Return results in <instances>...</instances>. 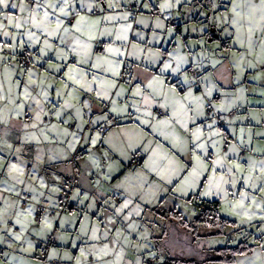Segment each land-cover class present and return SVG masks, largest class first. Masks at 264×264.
Here are the masks:
<instances>
[{
    "label": "crops",
    "instance_id": "1",
    "mask_svg": "<svg viewBox=\"0 0 264 264\" xmlns=\"http://www.w3.org/2000/svg\"><path fill=\"white\" fill-rule=\"evenodd\" d=\"M132 1L119 0L120 6H124V12L122 13L129 19L131 15L125 5L131 4ZM147 1L149 3L145 0H134V4L139 6L140 13L137 16L136 25L132 29L128 27L131 24L127 22V19L123 22L121 20L117 22L116 18L111 21L103 19L109 15L116 17L118 14L116 12L118 7L116 0H107V4L100 3L99 5L94 0H85V4L92 7L93 12H85L79 4H76V10L80 11L82 15H87L92 21H102L99 30L95 33L96 39L92 41L90 52L94 58L106 56L108 60L112 61V66L118 75L92 68L91 65L94 60H89L86 64H78L77 62L83 57L75 55L69 48L60 43L59 36L49 37L46 34H41L38 29H33L32 31L36 32L41 43H36L35 38L31 42L26 39L25 51L22 49L20 51V48H22L21 40L18 39L21 34L17 35L16 40L0 35V43L8 42V44L17 45L14 55L20 65H22V55L27 54L30 57L31 53L35 54L34 57L30 58L31 65L28 68L36 71L35 73L39 77L38 85H41V80H45L44 88L47 85L52 86L47 88V91L50 90L49 94H51L52 99H47L45 105H50L52 102L55 105L33 106L31 110L27 106L24 112L17 110L20 112L19 116L10 112L11 118L8 117L5 125L16 144V149L12 154L15 164L19 166L22 163L20 161L21 150H18L19 147L17 148V145L21 143L25 144L23 148L25 151L22 152V155L28 159L34 158L38 144L37 139H35L37 127H32L34 123L41 128V130H38L39 132L46 129L49 136L54 137L57 143H62L65 146V150L59 155L62 157L61 161L58 160V155H54L57 159H50L49 162L51 164L67 162L61 169V173L63 172L65 176H68L67 179L71 178L72 174V167L69 163L72 155L79 148L89 146L97 148L95 151L78 158L81 176L77 188L71 191L69 197L74 205V210L58 214L56 218L44 216L45 219L35 224L34 214L20 216L21 212L19 210L11 212L10 207L17 203L18 208L22 212L25 211L24 213H27L29 206L33 209L32 212L35 213V205L38 203L51 208L56 207L59 199L63 196L62 190L57 191V188H51L53 186L48 188L49 185H47L48 190H51V193L47 195L48 197L44 195L42 201V199H39L41 198L40 195H38L39 198L32 195L29 206L22 209L18 196L19 191L16 192L18 189L15 188L14 191L13 185H6V189L12 193L0 189V213L3 212L4 222L2 225L0 224V239L4 241L0 243V264H49L41 261L39 250L43 241L50 235H53L59 242L57 247L51 250L50 258L59 259L60 264H148L149 259L154 257L148 255L150 248V251L161 253L162 248L157 244L156 239L162 237L166 222L152 212L149 207L161 205L167 208L175 206L177 204L175 197L186 198L189 196L187 197L189 199L191 196L199 195L204 200L218 201L219 210L223 216L235 220L237 226L247 228L244 222L239 223L237 220L241 217L233 218L227 213L226 215L222 210L224 199L235 202L239 198V191L241 190L239 184L236 188L224 184L223 188L226 195H223V192H214L215 189L210 195H204L201 192L195 193L194 187L189 186V183L196 182V179L188 178V182H185L188 187L180 186V190H177V188V193L172 196H175L173 199L172 197H166L162 198L161 201L146 204L140 201H132L130 198L131 190H136L137 187H142V185L139 184L140 181L134 183L137 182L136 180L133 181V184L126 182L123 177L131 171L137 174L139 171L147 173L149 171L154 175L155 172L144 167L145 164L150 163L148 158L153 151L158 153L155 157L158 168L165 163L161 160V157L164 156L174 158L178 162V166L182 171L178 175L169 173L171 180L179 182L178 184L186 181L185 179L189 176L191 169L185 168L184 165L194 164V161L189 159L193 139L190 132L195 131L197 125L202 128L203 138L208 144L213 141L220 144V146L224 144L222 150L218 146L221 155L227 151L231 144L239 150L240 157H250L256 161L264 159V137L258 135L264 133V94L257 91L251 94L248 90L249 84L263 83V81L257 82L255 79L252 83L249 80L252 78V73L261 72L264 69L237 66L239 54L233 51V46L237 48L232 43L233 37H229L220 26L218 19L213 18V14H219L218 10L222 13L224 8L215 9L216 7L211 6V4L208 7L202 6L208 20L205 26H200L202 23L199 20L203 13L201 10L196 11L195 8H191L188 3L189 0H180V3H176V0H171V2L170 0H156V3L150 2V0ZM10 2H15L17 8L3 9V13L17 15L20 14L22 8L28 10V0H18V2L10 0ZM225 2L226 0H219L218 5L221 6ZM108 5L112 6L109 7ZM170 18H175L182 24V35L187 36L186 40H183L182 35L177 34L168 25L167 21ZM1 20L2 16H0ZM66 26H71V18L66 20ZM24 28L27 31L26 27ZM8 30L12 31L15 36V29L9 28ZM124 35L127 36L126 40L118 38ZM228 38L230 40L224 44L223 42ZM45 39L54 45L51 51L45 49L43 44ZM98 47L100 49H97ZM108 48L118 49L119 52L109 53ZM44 51H48L47 56L43 54ZM60 52L67 53L66 63L62 59H57V54ZM7 60L8 62H0V84L3 85L2 94L6 96L9 95L6 85L10 84L9 86L16 87L17 81L24 78L23 84H25L26 79H28V72L23 74L24 69H20L14 63L15 60L12 58ZM32 63H35L33 68ZM49 64L60 66V70L55 71L48 66ZM165 64H171L172 67L162 71ZM68 66L79 67L87 71V81H91L92 75L96 74L98 78L107 81L108 84L115 82L116 87L106 86L102 89L99 84L93 83V91L91 92L79 88V86H74L76 91L69 94L64 89L65 73ZM177 66H179V70L174 71ZM190 69H194L196 75L191 74ZM42 75H45L46 79H42ZM152 77L163 81V85L154 83L153 88H147L146 84L150 82ZM5 79H9L11 82L7 84ZM174 85L177 91L169 92V89ZM246 88L248 91L245 93ZM138 89L141 91L137 95ZM12 91L17 94L16 88ZM189 91L192 94L190 99L193 100L191 107L195 111L188 113V116L195 118V124L183 117L178 108L161 107V104L177 105L178 101L187 96ZM37 92L40 93L39 87ZM57 92H62L63 95L56 98ZM98 92H107V97L98 96ZM161 92L164 94L163 96ZM35 93L33 91L32 95L36 96ZM196 97L203 98L202 104L195 101ZM250 98L254 100L251 101ZM67 105H71V107ZM1 107L3 108H0V111L3 113L4 106ZM209 107L215 111H220L223 115L233 111L235 113L232 117L227 118V124L222 128L217 118L209 119L207 115ZM41 108H43V112L40 111ZM113 108L116 111H113ZM174 110L177 112V118L172 117ZM159 111H162L163 114L160 115ZM53 112H61L62 116L58 119L52 114ZM37 113H40L43 123L35 120ZM198 113H202V115ZM111 117L122 121L121 126L118 125L103 136L99 135L100 142L97 144L91 145L88 143L95 139L96 134L99 133L97 127ZM169 119L172 120L171 124L159 123L161 120ZM178 119L187 121L189 132H185ZM144 121H147V123H144ZM142 125L147 126L149 129L142 132V130H139ZM209 125L212 127H208ZM53 126L57 131H49ZM153 127L157 131H153ZM65 131L75 133V138L72 135H63ZM213 131L219 132L220 135L211 136ZM23 132L26 133L25 139L21 137ZM160 133H163V135ZM48 134H45L44 137ZM241 136L244 137L243 143L239 142ZM209 137L211 139H208ZM129 144L132 146L129 147ZM145 148L148 150L145 151ZM246 148H252V151H246ZM215 151L216 149L209 147L208 156L204 158L211 157L215 159L216 157L212 155ZM0 156L5 158L2 152ZM54 156L51 158H54ZM93 160H97L100 166L97 167ZM232 160L233 153L229 152L227 161L231 162ZM22 165L31 168L32 163L27 161ZM6 173L4 171L3 175ZM209 174H211V171H208ZM215 174L223 175L224 169L218 168ZM105 176L110 178L106 179ZM225 177L229 179L228 176L225 175ZM61 178L63 181L64 176L61 175ZM59 180H55L57 184L60 183ZM250 191L253 190L250 189ZM234 192H237V194L233 195ZM116 195L121 199L120 205L113 202V197ZM253 195H257V193L253 191ZM257 198L259 199V196ZM99 200L103 201L101 207L98 205ZM131 202L139 203L141 205L140 210L143 206L145 208L144 213L140 215L141 211H135V214H131L130 209L133 206L130 205ZM125 204H127V207H124ZM254 211L256 214L253 217V222L264 223V220L260 218L261 211L258 209H254ZM17 217L21 219L22 224L26 227L15 223ZM151 218L153 219L151 220ZM45 220L50 223L51 227L45 224ZM114 221L123 226L121 228L124 229L125 234L120 236L116 234L119 228ZM135 222H145L144 226L141 224L140 232H137L136 227L132 228V224ZM8 229L20 234L23 240H15L9 234ZM26 230L27 232H25ZM93 234L97 239H93ZM128 234H132V237L137 240L141 238L142 244L138 243L140 246L134 248L133 242L126 239L125 235ZM237 235L242 237L240 233ZM256 239L258 241H251L255 245L253 252L238 257L235 264H264V236L262 235ZM101 248H107L109 253L104 255L99 251ZM81 249L84 252L83 256L80 254ZM137 251H139L140 256ZM98 257H102V259Z\"/></svg>",
    "mask_w": 264,
    "mask_h": 264
},
{
    "label": "snow or ice",
    "instance_id": "2",
    "mask_svg": "<svg viewBox=\"0 0 264 264\" xmlns=\"http://www.w3.org/2000/svg\"><path fill=\"white\" fill-rule=\"evenodd\" d=\"M94 2L99 5L100 3L107 4V0H94ZM171 2V0H170ZM176 3H180V0H176ZM76 4L80 5V8L85 12H93L92 7H89L85 4V0H28V11L30 15L23 22H13V16L8 15L4 16L3 9H16L17 4L15 2H10V0H0V16L4 17V21H7L5 24L3 21H0V35L4 37L15 38L14 33L9 31L8 29H23L25 25H31L27 30L28 40L31 42L35 38L36 43H41L39 38L36 35L35 31L32 29H38L41 34H46L49 37H60V43L64 44L69 50L75 55L82 56L83 58L78 61V64H86L89 60H94L91 67L96 68L98 70H104L108 72H112L113 75H118L115 72L112 61L108 60L105 57H93L90 52L92 47V41L96 39L95 33L99 30V26L102 23L101 20L92 21L90 17L87 15H82L80 11L76 10ZM109 7L112 5H108ZM170 6V5H166ZM221 7L224 8L225 15L223 16V22L231 29V31H227L224 29L226 34L229 37H233L232 43L236 45L241 51L240 56L237 58V66L242 68H251V69H264V0H226L225 3L221 4ZM25 9H20V11H24ZM103 11V9H101ZM95 14V13H93ZM71 18V26H66V20ZM127 16L122 17V19H127ZM104 20L111 21L115 19L113 16H105ZM131 27L130 25L128 26ZM127 31V29H125ZM21 35L25 33L21 32ZM79 34V35H76ZM67 37V38H66ZM122 39H127V36L118 37ZM71 41V42H70ZM45 49L51 51L54 48L52 43H49L47 39L43 41ZM23 45V41H21V46ZM11 47L12 52L15 53V49L17 45L15 44H7L0 43V52L4 50V48ZM48 51H44V55H48ZM107 51L109 53L119 52L118 49L108 48ZM252 57L253 59H249ZM4 57L0 56V61H3ZM57 59H62L67 62V53L60 52L57 54ZM254 60L256 62H254ZM50 68H53L55 71L60 70V66L55 64H49ZM172 67L171 64H165L164 69L162 71H166ZM179 66H177L174 71H178ZM47 71V70H46ZM35 73L29 69L28 71V80L25 84L21 85L19 81L16 82V87L20 90V95L16 100H11L10 102L15 104L16 108L20 109L21 112L25 108V102L28 100H32L36 105H39L40 101L36 96L32 95V92L35 91V87H41V93L45 100L48 99V91L43 87V85H37V81L33 78ZM66 81L64 83V89L68 91L69 94L76 91L74 86H79V88L85 89L88 92L93 91L92 84H99L103 89L107 87H116L115 82L108 84L107 81L101 80L97 77L96 74L92 75V80L87 81L86 78L88 76V72L84 71V69L79 67L68 66L67 71L65 73ZM71 83H68V82ZM154 83H159L163 85V81L158 80V78H150V82L146 84V87L151 89L153 88ZM30 86H35L31 87ZM51 85H47V88H51ZM11 91V89L9 90ZM141 90H137V95ZM176 86L174 85L169 89V92H176ZM58 95H63L62 92H58ZM98 96L107 97V92H98ZM161 95L164 94L161 92ZM192 96L191 92H188V95L183 97L182 100L178 101L177 105H168L161 104V107H174V109L179 110L183 117H186L187 120H191L193 124H195V118L188 116V113L195 111L191 104L193 100L190 99ZM7 99L2 94V85H0V101ZM202 97H196L195 101L202 104ZM19 101V102H18ZM71 107V105H67ZM211 107V105H209ZM32 105H29V110H31ZM116 111L115 108L112 109ZM43 112V108L40 110ZM54 116L58 119L62 116L61 112H53ZM202 115V113H198ZM17 116L20 115V112L16 113ZM47 115V113H45ZM173 118H177L176 110L172 113ZM107 119V117H105ZM35 120L41 121L43 123L40 113H37L35 116ZM2 122V120H0ZM178 122L181 124V127L185 130V132H189L188 123L185 119H178ZM118 123V121H117ZM147 123V121H144ZM161 124H171L172 120H161L159 121ZM32 127H38L37 124H33ZM208 127H212L209 125ZM153 131H157L155 127L152 129ZM49 131H57L55 126L49 129ZM243 131V130H242ZM163 135V133H160ZM192 139V147H191V155L189 157L190 161H194V164H185V168H190L191 171L189 175L195 180L198 178L203 171H211L213 174L216 173L217 168L224 169V174L219 176L218 181L213 185L210 182V188L215 187L219 192H223V184H229L233 188H236L237 184L240 186L239 198L235 202H230L231 208L233 210L232 214L240 216L241 218H247L251 220L253 216L256 214L254 209H258L261 211L260 218L264 220V159L259 161L253 160L250 157H240L239 150L235 145H229L227 151L221 155L219 152L218 145L215 141L211 144H208L207 141L203 138V130L197 125L195 131L190 132ZM63 135H72L75 138V133H69L65 131ZM220 133L217 131H213L211 136H219ZM258 135L264 137V133H259ZM167 139V137H165ZM208 139H211L209 137ZM100 142L99 133L96 134V138L89 141L91 145H95ZM239 142H244V137L241 136L239 138ZM132 145L129 144V147ZM175 147V145H173ZM211 147L216 149V151L212 154L216 158L212 159L209 157L207 160L204 157L208 156V148ZM148 149L145 148V151ZM246 151H252V148H246ZM233 153V160L231 162L227 161L228 153ZM107 155V154H105ZM158 155L156 151L152 152V155L149 156L150 163L144 165L146 169H149L152 172H155L160 176L162 180H166L169 184L172 183L171 178L169 177V173L172 175H178L182 169L178 166V162L174 158H169L167 156L161 157V160L165 161V163L161 167H157V160L155 157ZM3 157L0 156V172L6 171L9 175L13 172L17 174V176L23 174V168L18 166L15 163H9L7 168H3L2 166ZM93 163L99 167V162L97 160H93ZM211 164V167H209ZM225 175L229 177V179L225 180ZM105 178H110L105 176ZM215 178V177H214ZM253 190L257 193V195H253ZM180 190V189H177ZM211 192H205L204 195H210ZM233 195H236L234 192ZM259 196V199L257 198ZM87 198V197H85ZM14 207V206H13ZM127 207V204L124 205ZM33 209L29 207L27 209V213L21 212L19 215H30ZM16 224H21L22 227H26L22 224V221L19 217L15 220ZM0 224H3V214L0 213ZM45 224L48 227H51L50 223L45 220ZM8 232L15 240H23V237L20 234H16L12 231V229H8ZM93 239H97L95 234H93ZM3 239H0V243H3ZM104 255L109 253L107 248H101L99 250ZM80 254L83 256L84 252L81 249ZM6 255V253H4ZM102 259V257H98Z\"/></svg>",
    "mask_w": 264,
    "mask_h": 264
},
{
    "label": "rangeland",
    "instance_id": "3",
    "mask_svg": "<svg viewBox=\"0 0 264 264\" xmlns=\"http://www.w3.org/2000/svg\"><path fill=\"white\" fill-rule=\"evenodd\" d=\"M13 1L18 2V0H13ZM25 1H27V0H25ZM151 1L154 2V3L157 2L156 0H150V2ZM145 2L149 3V1H147V0H145ZM218 2H219V0H189L188 1V3L190 4L191 8H195L196 11L201 10V12L203 13L202 16H201V19L199 20V22L202 23L200 26H202V25L205 26L207 24L206 21L208 20L207 16H205L206 15L205 11L202 9V6L208 7V5L211 4V6H213V7L215 6L216 7L215 9H219L221 6L218 5ZM116 3L118 5L117 10H116V12H118V14L115 17L116 21L118 22V21L121 20V22H123L125 20V19H122V17H124V14L122 13V12H124V6L123 7L120 6L119 0H116ZM131 4H134V0L132 1ZM126 5H125V8L127 9L128 5L127 6ZM136 10H140L139 6H137ZM217 12L219 14H217V13L213 14V18H217L218 19V21L220 23V26L223 29H227V31H231V29L228 28V26L223 22L222 18L225 15L224 11L222 13H220V11L218 10ZM129 13H130L131 16H130V19L127 18V20H128L127 22L129 24H131L130 26H131V29H132V28L135 27L136 23L131 18L132 17V13L131 12H129ZM29 15H30V13H29V11L26 8L24 11H20V14H17V15L13 14L12 15L13 16V22H23L24 20L27 19V17ZM216 15H217V17H216ZM4 16H8V14L4 13ZM1 21H3L5 24L7 22V21H4V17L3 16H2V20ZM211 21H212V19H211ZM25 27L28 30V28H30L31 25H25ZM24 29L25 28L20 29V30L19 29H15L16 33H15L14 40L17 39V35L20 34L21 32L25 33L24 35H21L20 38L18 39V40L23 41V45L21 46L22 48H20V51H21V49L23 51H25V47H26L25 41H26V39L28 40L27 31H25ZM7 44H8V42H7ZM9 45H11V44H9ZM233 49H234L233 51L237 52V54H239V56H240L242 50H239L238 47L235 48L234 46H233ZM5 51L8 52V53L5 54ZM12 53L13 52H12L11 47H7V48H4V50L2 52H0V56H3L4 57L3 61H7V62H8L7 59H11L12 58L13 60H15L14 63L16 65H18L20 67V69H24L23 70V74L25 72L27 73L28 70H29L28 66L20 65L19 62H17L14 53H13V55H12ZM34 56H35V54L31 53L30 58L34 57ZM249 59H253V58L249 57ZM3 61H0V62H3ZM254 62H256V61H254ZM34 65H35V63H32V68L34 67ZM31 70L34 73L36 72L34 69H31ZM261 72H263V73H261ZM261 72L260 71H258V72L256 71V72L251 74L252 78H250L249 81H251L252 83L254 81L253 79H255V81H257V82L258 81H263V83L261 82L259 84H249L248 85V90H250L251 94L252 93L254 94L256 91L260 92V94H264V78H263L264 77V71H261ZM36 74L37 73H35V75ZM42 77H43L42 79H46L45 75H42ZM33 78L37 81V85H38L39 77L36 75V77H33ZM5 80H6L7 84H9L11 82V80H9V79H5ZM27 80L28 79H26V81ZM19 83L21 85H23L24 78L19 80ZM40 83L43 85L45 83V80L44 81L41 80ZM0 85H2V84H0ZM9 85H6V86L8 87V90L11 89V91H9V95H7V96L4 95L7 99H5L3 101H0V108H3L1 106H4V112L2 113L0 111V120H2V122H0V124L2 123V125L0 126V153L2 152L3 155H5V158H3V161H2L3 168H6L8 163H15V160H13V158H12V154H13V152L16 149L15 148L16 144L13 141V139L11 138L12 134L10 132H8L7 126L5 124L7 123L6 121L8 120V117H9V119L11 118L10 117V112L16 114L18 112L17 110H20V109L16 108L15 104L10 102L11 100H16L17 99V97L20 95L19 94V90H18L17 87H11ZM31 87L32 86H30V89H31ZM15 88H16L17 94H14L13 91H12ZM37 88L38 87H35V92H36L35 94H36L37 99H39V101H40L39 105H36L35 102L32 101V100H28V101L25 102V108L23 109V112L26 109V107L29 106V105H32L31 109H33V106H55L53 104V102L50 105H45L46 100H45V98L43 97L42 94L38 95ZM2 89H3V85H2ZM45 89L47 90V87ZM248 90L246 88L245 89V93ZM41 91H42V89H41V87H39V92L41 93ZM49 91H48V99L51 100L52 96H51V94H49ZM248 94L250 95V93H248ZM58 96L59 95H58V92H57L56 98H58ZM250 99H251V101L254 100L253 98H250ZM222 118L226 120V124H227V118H229L228 117V113L226 115H223ZM215 121H217V120H215ZM142 126H143V128H142ZM142 126L139 127L140 128L139 130H142V132L145 131V130L147 131L149 129L147 126H144V125H142ZM39 129L41 130L40 127L36 128L37 136H35V139H37L36 141L38 142V144H37V148H36V153H34V158L28 159L24 155H22V152L25 151L23 149L25 147L24 143H21L20 145H17V148L19 147L18 150H21L20 161L22 163L29 161V163H32L31 168L28 167L27 165L23 166L22 163H20L19 166L23 168V174L19 175V176H17V174L15 172H13L11 175H9L8 173L3 175L4 172H0V173H2V175H0V180L3 177L2 184L0 185V189L5 191V192L7 191L8 193H12L9 190H7L6 187L13 185V187H12L13 190L15 191V188L18 189V190H16V192L19 191V194L21 193V191L23 189H27V190H30L31 194L35 195L36 197H38V195H40L41 198H39V197L38 198L42 199V201H43L44 195H46V197H48L47 195H49L51 193L50 192L51 190H48V188L50 187V186H47L48 185L47 184L48 181L50 183V179H52V181H53V177L56 178L57 175H56V173L54 171H51V170H48L47 172L45 171V174L42 175L41 170L43 169V166L45 164L51 163V162H49L50 159H57L54 155H58V160L61 161L62 157L59 156V155L61 153H63V151L65 150L64 149L65 146L62 143L61 144L57 143L56 139L54 137L49 136L48 132H46V129H42L41 132L38 131ZM97 132H99V131L97 130ZM149 133H150V131H149ZM21 134H22L21 137H23L25 139L26 138V136H25L26 133L23 132ZM45 134H48V135H46V137H44ZM99 135L102 136V134L100 132H99ZM217 145L222 150L224 144H221V146H220V144H217ZM55 152H56V154H54ZM53 156H54V158H51ZM204 159L207 160L208 158H204ZM209 167H211V164H209ZM217 170H218V168H217ZM219 176L220 175L213 174L212 172H211V174L208 175V171H203L198 178H195L196 182H194L192 184L189 183V186H192V188L194 187L193 189L196 191L195 193H197V192L200 193L201 192L202 194H204L205 192H213V189H215L214 192H219L215 187H211L210 188V182H212V184L214 185L218 181ZM171 177H173V176H171ZM188 178H192V177L189 175L187 177V179H185L186 181H184V182H182L180 184H178L179 182H175V180H172V183L169 184L166 180H162L160 178V176L157 175L156 173L153 175L149 171H148V173L144 172V171L143 172L139 171L138 174H137V173H133L131 171V172H128L123 177V180H125L126 182H129L131 184H133L134 180L137 181V182H134V183H138L140 181L139 184L142 185V187H137L136 190H131V192H130V196L131 197L130 198H131L132 201H140L142 203L149 204V203H152V202H155V201H161L162 198H166V197L170 198V197H172L174 194L177 193L176 189L177 188L179 189L180 186L188 187V184L185 183V182H188L187 181ZM225 180H227L226 177H225ZM57 185L55 183H53V185H52L53 187H51V188H55V189L58 188L59 189L60 187H57ZM140 189H142V190H140ZM13 193L15 194V192H13ZM222 194L226 195V192L223 191ZM236 194H237V192H236ZM15 195L17 196V194H15ZM174 197H172V199ZM187 197H189V196H187ZM187 197L186 198L175 197V199H177V204L175 206H173V207H176L178 210H180L181 213L183 214V216L186 219L191 220L193 217H195L198 214V211H197V207L194 204V202L188 200ZM19 201H20V199H19ZM42 201H39V202H42ZM113 202L116 205H120L121 204V201H118L114 197H113ZM230 202H232V201H228V200L224 199V205L222 206V210L224 211L225 214L227 213L231 217L233 216V218L234 217H240V216L232 214L233 210L231 208ZM30 203H31V200H30ZM130 205H133L131 207V209H130L131 212H132L131 214H135V211H141V213H140V215H141L145 211V208L143 206L141 208L142 210H140V206L141 205L139 203L136 204L135 202H131ZM20 207H21V205H20ZM46 207L48 208V206H46ZM15 210H19L20 212H22L18 208L17 203L14 204V207L13 206L10 207V211L11 212L15 211ZM2 214H3V212H2ZM31 214H34L35 224H38V223L41 222L42 219H45L44 216H48L49 218H53V217H50L49 215H42L41 220L39 221L37 219L36 211H35V213L31 212ZM147 214H149V213L147 212ZM152 219L153 218H151V220ZM237 220L239 221V223L241 221L244 222L247 225V228H246L247 232H251L252 233V235L250 237L251 238L250 241H252V242L258 241L256 239L257 237H261L262 235L264 236V223L261 222L259 224V223L253 222L254 218L249 220L246 217H245V219L237 218ZM114 223L119 228L117 230L116 234H119V236L125 234L124 233V229L121 228L123 226H120V224L117 221H114ZM144 223L145 222H142V223H136L135 222L134 224H132V228L136 227V230L138 229L137 232L138 231L140 232L141 224L144 226ZM174 226L170 225L169 228H168L169 229L168 230L169 237L170 236L173 237V236L178 235V237H180L183 240V242L178 241L176 243V245L174 246V249L172 248V250L175 251V247H177L176 250L179 251V252H183V250H186V252H188V253L191 252L190 254H195V253H192L194 250L190 247L191 246V235H189L188 232H186L184 229H181V228L179 229L176 225H174ZM238 227H240V226H238ZM238 227H236V228H238ZM231 229L233 230V228H228L227 231H229ZM180 231H181V233H180ZM25 232H27V230ZM142 232H143V230H142ZM125 236L127 237L126 239L131 240L133 242V247L134 248L136 246L139 247L142 244L141 238H138V240H137L136 238L132 237V234H128V235H125ZM140 236H141V234H140ZM165 243H166V246L169 247L170 243H168L167 241ZM199 243H201V244L200 245L198 244V248H201L202 247L201 245H203V247L205 246L207 248H212V247H216V246H220V245H226L227 241H226V237L222 236V237H211V238H208V239H202V240H199ZM236 243H238L237 239H235L232 242L233 245L236 244ZM150 249H149V253H148L149 257L151 255H153L154 257H156L157 255H160L156 251L155 252L150 251ZM137 253L139 255V251H137ZM160 257H162V256H160ZM159 259H161V258H159Z\"/></svg>",
    "mask_w": 264,
    "mask_h": 264
},
{
    "label": "trees",
    "instance_id": "4",
    "mask_svg": "<svg viewBox=\"0 0 264 264\" xmlns=\"http://www.w3.org/2000/svg\"><path fill=\"white\" fill-rule=\"evenodd\" d=\"M131 5L133 6V11H130L128 9L129 6ZM136 8H137L136 4H129L127 7V10L132 13L131 18L134 20L135 23L137 20V16L140 13V10H136ZM172 20L175 21L176 27H174L171 24ZM167 23L171 28L174 29V31L177 34L182 35V28H181L182 24H180L177 21V19L170 18L168 19ZM182 37H183V40H186L187 38L186 35H182ZM229 40L230 39L228 38L223 43L226 44V41H229ZM97 49H100V47H98ZM21 63H22V66L24 65V66L30 67L31 65L30 57L27 54L22 55ZM26 63L28 64L26 65ZM189 72L193 75H196V71L194 69H190ZM124 73H126V71H124ZM217 112H220V111H217ZM208 117L211 120L215 119L214 117H210V116ZM111 121L114 123L111 129L122 124V121H119V119L115 117H111L109 118L108 121L98 126L97 130L102 125L109 123ZM220 127L224 128V126H220ZM101 134L103 136L106 133L104 134L101 133ZM96 149L97 148H94L92 146H89L86 148L83 147V148H79L72 155V157L69 160L70 166L72 167V174L70 176L71 178L69 179H67L68 176H65L63 172L61 173L62 166L66 164L67 162L65 163L55 162L52 164L51 163L45 164L43 166V169L41 170L42 175H44L45 171L47 172L48 170L54 171L57 175L56 178L53 177V181L52 179H50V183L48 181L47 184L49 186H52L53 183L57 185V182L55 180L60 179L59 180L60 183L57 185V187H60V188L59 189L57 188V191L62 190L63 196L61 199H59L58 205L56 207L47 208L44 204L38 203L35 205V211H36L37 205H43L46 207L48 211L44 215H49V212L52 211V212H55V216L53 218H56L58 214H63L71 210H74V205L71 203L69 197H70L71 191L77 188L78 182L81 176V169L78 163V158L86 153L93 152ZM74 168H77L79 170L78 178H75ZM61 175L64 176L63 181H62ZM24 192L30 195V198L28 200V204L26 207H22V201L20 199V195ZM31 197H32V194L30 190L23 189L21 191V193L19 194V199H20V205L23 209H26L29 206ZM114 198L117 199L118 201L121 200L120 197L117 195L114 196ZM188 200L194 202V204L197 207V211H198V214L195 217H193L191 220L186 219L181 213V211L173 206L167 207V208L161 205L149 207V209L152 212H154L157 216L161 217L166 222L164 224V231H163L162 237L156 239L157 244L160 246V248H162L161 253L158 252L160 255L150 258L148 261V264H235L238 257L243 256V255H249L250 253L253 252L255 245L252 244L250 241V237L252 233L247 232L245 227H238L235 220L223 216L220 213L218 201L204 200L199 195H194L193 197L191 196ZM62 203L69 204L70 208L69 209L67 208V210L66 209L63 210ZM98 205L99 207L103 206V201L99 200ZM168 225L169 226L176 225L179 229L180 228L184 229L186 232H188L189 235H191V246L190 247L194 250L192 253H195V254H190L191 252L188 253L186 252V250H183V252H179L176 250L177 247H175V251L172 250V248L174 249V246L176 245L178 241L183 242V240L180 237H178V235L169 237L168 235L169 226ZM228 228H233V230L231 229L227 231ZM239 233H240V236L242 237H238L239 235L237 234ZM222 236L226 237V241H227L226 245H220V246H216L212 248H207L205 246L203 247V245H201L202 247L198 248V244L199 245L201 244L199 243V240L208 239L211 237H222ZM49 238L56 239L53 235L46 237V239L43 241V243L40 246L39 257L43 263L56 264L53 261L57 260V264H60L61 261L59 259L50 258L51 250L57 247L59 242L56 239L57 240L56 243H53L51 246H47V242ZM235 239H237L238 243L233 245L232 242ZM166 241L170 243L169 247L166 246V243H165ZM45 249H48V252H49L46 258H44L43 256V252L45 251ZM68 264H72V263H68Z\"/></svg>",
    "mask_w": 264,
    "mask_h": 264
},
{
    "label": "built area",
    "instance_id": "5",
    "mask_svg": "<svg viewBox=\"0 0 264 264\" xmlns=\"http://www.w3.org/2000/svg\"><path fill=\"white\" fill-rule=\"evenodd\" d=\"M130 11H133V6L131 5V6H129V8H128ZM135 14V13H134ZM171 24L174 26V27H176V23H175V21L174 20H172L171 21ZM7 52L5 51V54H6ZM28 63H26V65H27ZM194 72V71H193ZM234 111L233 112H230V113H228V117H231V116H233L234 115ZM159 114L160 115H162L163 114V112L162 111H159ZM207 115L208 116H210V117H214V118H217L218 120H219V124H220V126H225V123H226V120L225 119H223L222 117H223V115L220 113V112H217V111H215V110H213L212 108H208L207 109ZM113 125H114V123L111 121V122H109V123H106V124H104V125H102L98 130H99V132H101V133H107V131H109L112 127H113ZM74 175H75V178H78V176H79V170L77 169V168H74ZM29 198H30V195L28 194V193H26V192H24V193H22L21 195H20V199H21V201H22V207H26L27 206V204H28V200H29ZM67 208L69 209L70 208V206H69V204H65V203H62V209L63 210H67ZM48 211H47V209H46V207L45 206H43V205H37V207H36V214H37V219L40 221V218L42 217V215H44V214H46ZM49 216L50 217H54L55 216V212H49ZM56 239H54V238H49V240H48V242H47V246H51L53 243H56ZM48 249H45V251L43 252V256H44V258H46L47 256H48ZM54 263H56L57 264V260H54L53 261Z\"/></svg>",
    "mask_w": 264,
    "mask_h": 264
}]
</instances>
